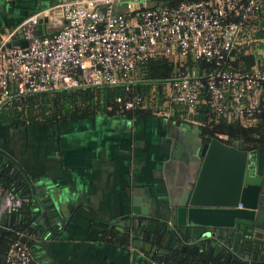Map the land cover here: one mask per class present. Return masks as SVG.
<instances>
[{
  "label": "built area",
  "instance_id": "1",
  "mask_svg": "<svg viewBox=\"0 0 264 264\" xmlns=\"http://www.w3.org/2000/svg\"><path fill=\"white\" fill-rule=\"evenodd\" d=\"M151 0H59L64 25L52 33L35 34L47 10L27 18L0 41V112L29 96L91 87L129 86L139 68L158 55L175 65L173 76L152 91L149 100L134 96L120 111L155 104L195 112L208 104L218 118L233 120L260 110L264 100V56L250 70L224 68L233 53L251 42L264 43V0L183 1L178 6L150 7ZM119 4L130 14L116 12ZM132 15V16H131ZM22 41L10 45L18 31ZM260 37L250 38L251 32ZM192 59L214 62L213 71L188 66ZM155 87V85H154ZM209 93L205 98L203 93ZM154 106V105H152ZM197 122L195 120H192ZM221 137L226 138L225 135ZM241 206V205H240ZM1 227V226H0ZM8 248L5 264H35L24 233ZM150 264H165L150 260Z\"/></svg>",
  "mask_w": 264,
  "mask_h": 264
},
{
  "label": "crops",
  "instance_id": "2",
  "mask_svg": "<svg viewBox=\"0 0 264 264\" xmlns=\"http://www.w3.org/2000/svg\"><path fill=\"white\" fill-rule=\"evenodd\" d=\"M58 2L0 0V41L27 18L44 10L47 34L61 29L64 19L62 10L56 7ZM115 11L130 14L124 4ZM261 34L251 32L250 38ZM20 41L17 35L11 42ZM244 48L255 58L264 56L263 42L252 41ZM158 105L170 109V115H160L155 104H150L147 107L153 108L152 114L102 112L24 126L0 122V159L28 182L24 169L42 196H50L59 209L64 206L62 215L70 220L60 236L42 238L32 232L25 237L24 233L22 239L37 264H150L153 255L159 254L143 251L127 240L117 241L116 233L128 237V214L136 186L143 189L146 206L172 203L173 196L179 194L189 175L194 176L202 161V146L197 157L190 159L180 155L179 147L197 143L202 136L200 122L192 121L190 111ZM42 126L45 130L41 132L35 129ZM19 129L26 134L16 131Z\"/></svg>",
  "mask_w": 264,
  "mask_h": 264
},
{
  "label": "water",
  "instance_id": "3",
  "mask_svg": "<svg viewBox=\"0 0 264 264\" xmlns=\"http://www.w3.org/2000/svg\"><path fill=\"white\" fill-rule=\"evenodd\" d=\"M46 23L42 17L37 36L48 33ZM18 33L23 36L22 30ZM21 43L27 45L26 40ZM207 138L199 169L171 205L146 206L143 189H133L126 240L148 252L183 256L213 250L216 257L264 264V147L243 150L218 137ZM23 171L28 182L0 159V228L10 231L14 223L26 236H60L70 221L62 215L64 206L59 209L50 196H42ZM0 264H5L3 256Z\"/></svg>",
  "mask_w": 264,
  "mask_h": 264
},
{
  "label": "trees",
  "instance_id": "4",
  "mask_svg": "<svg viewBox=\"0 0 264 264\" xmlns=\"http://www.w3.org/2000/svg\"><path fill=\"white\" fill-rule=\"evenodd\" d=\"M183 1L199 0H151L150 7L178 6ZM263 33L261 34V36ZM246 48L233 53L235 60H226L224 68L234 70H250L256 63V58L252 54L245 52ZM190 67H198L201 72L213 71L216 68L214 62L206 60L188 62ZM175 65L162 55L153 57L145 65L139 68L138 79L126 86L116 87H91L86 89L61 90L53 93H42L29 96L26 100L16 102L12 106H6L0 112V122H8L18 126L32 123H52L55 120L80 119L97 113L114 115L125 113L133 115L136 113L152 114L153 108H136L132 110L120 111L118 98L131 99L134 96H141L149 100L154 88L161 91V82L170 79L175 72ZM155 85V87H154ZM205 98H209V93H203ZM166 94H159V103L163 104ZM178 108V107H177ZM152 109V110H150ZM178 114V113H177ZM192 120L200 122L198 128L205 141L207 136L212 135L222 139L225 143L243 150H252L264 147V100L259 111L244 117H236L233 120L218 118L208 104L199 103L195 112L190 115ZM174 119V118H173ZM171 119V120H173ZM192 124V123H190ZM225 135L226 138L221 137ZM22 231L18 225L12 224L10 231L0 228V254L5 257L8 248L18 239ZM127 235L116 233V240L124 242ZM171 253L154 254L151 260L164 262L165 264H248L241 259L232 260L231 257L220 255L216 257L212 251L199 254H184L176 257ZM180 255V254H179Z\"/></svg>",
  "mask_w": 264,
  "mask_h": 264
},
{
  "label": "flooded vegetation",
  "instance_id": "5",
  "mask_svg": "<svg viewBox=\"0 0 264 264\" xmlns=\"http://www.w3.org/2000/svg\"><path fill=\"white\" fill-rule=\"evenodd\" d=\"M205 142H207V141H205L204 137L202 136V139L197 141V143H194V144L187 143V145H185V146H180L178 152L180 153V155H182L188 159L193 158V157H197L198 152H199L198 148L203 146ZM189 172H190V170H189ZM187 183H188V181H187ZM178 255H179V253H178ZM229 257H231V256H229Z\"/></svg>",
  "mask_w": 264,
  "mask_h": 264
},
{
  "label": "rangeland",
  "instance_id": "6",
  "mask_svg": "<svg viewBox=\"0 0 264 264\" xmlns=\"http://www.w3.org/2000/svg\"><path fill=\"white\" fill-rule=\"evenodd\" d=\"M33 127V126H32ZM34 129V128H33ZM37 131H39V132H41V131H43V130H45V127H36L35 128ZM16 131H22L21 129H19V130H16ZM11 132H13V130H11ZM23 132V131H22ZM23 133H25V132H23ZM35 133H36V131H35ZM26 134V133H25ZM13 135V134H12ZM18 135H19V132H18Z\"/></svg>",
  "mask_w": 264,
  "mask_h": 264
}]
</instances>
